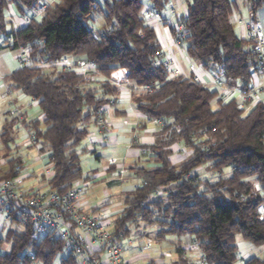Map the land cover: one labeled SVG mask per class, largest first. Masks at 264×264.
<instances>
[{
	"label": "trees",
	"instance_id": "obj_1",
	"mask_svg": "<svg viewBox=\"0 0 264 264\" xmlns=\"http://www.w3.org/2000/svg\"><path fill=\"white\" fill-rule=\"evenodd\" d=\"M45 1L0 0V48L29 47L35 63L63 56L75 62L83 59L100 79L88 77L89 72L19 67L8 81L14 90L38 102L43 117L20 123L17 115L6 119L0 130L5 149L9 150L21 124L34 143L49 152L48 188L67 191L83 179L80 156L87 153L82 143L88 122L96 124L95 112L113 105L118 93L107 79L125 69L135 88L136 111L156 122L157 130L152 144H132L144 152L141 155L149 165L130 168L140 183L124 194L122 210L112 221L115 242L126 238L130 227L156 225L157 241L189 236V244L180 246L179 254L196 250L205 264H236L237 236L264 247V102L225 101L193 77L168 78L163 67L155 64L160 47L141 15L145 3L162 15L168 0H56L39 21L7 31L9 5L24 15ZM184 2L187 56L205 68H217V73L221 70V85L236 88L239 83V90H249L257 61L252 43L240 39L233 29L232 1ZM263 2L249 1L253 16ZM97 13L103 17L98 31L88 26ZM214 100L216 110L211 109ZM173 147L185 152L178 163L169 160ZM22 165L20 157L11 158L0 179L16 177L15 170ZM200 169L217 177H209L212 182L202 180ZM4 243L9 250L0 255V264H53L64 252L62 241H37L28 226L23 231L8 229L0 238V246ZM59 264H77V260L66 254ZM178 264H200V258L196 263L181 258ZM240 264H264V250Z\"/></svg>",
	"mask_w": 264,
	"mask_h": 264
},
{
	"label": "crops",
	"instance_id": "obj_2",
	"mask_svg": "<svg viewBox=\"0 0 264 264\" xmlns=\"http://www.w3.org/2000/svg\"><path fill=\"white\" fill-rule=\"evenodd\" d=\"M231 1L233 3L231 12V22L233 25V29L240 39H246V22L249 17V9L246 5V1ZM9 6L12 7L7 8L8 16L6 15L7 12H5V17L8 20L7 31L26 27L29 23V12L23 15L19 13L13 5ZM144 6L149 7V4L145 3ZM171 8L174 9L180 16L185 17L187 14V8L184 0H168L167 7L164 12L166 14H162L163 21L159 23H152L151 27L154 30L160 50L170 60L178 75L183 78L193 77L197 82L204 85L208 89L217 91L219 96L223 97V100L225 101L233 98H235L237 101H241V98L238 94L239 83H236V88H228L223 83L221 86L217 87L214 84V77L217 74V68L212 66L205 68L201 63H199L201 66V69H199L187 56L185 46L177 47L174 44L173 32L171 30L173 26V20L170 18L169 14V10ZM252 17L254 22L260 28L264 39V2L256 11L255 15H252ZM96 21L97 20L94 19L93 25H96V23H98ZM101 26H98L97 30H99ZM19 56V50L12 51L9 49L0 48V115L1 119H3L2 127L6 119L16 117L15 109L18 110L21 116V120H19V123L22 120H41L43 117V114L38 107V102L25 96L20 91L14 90V88L11 87V84L8 81V76L19 68ZM80 61H83V59H81ZM91 70V68H87V70L85 71L89 72L87 73V75H90L88 77L92 78L94 75L93 78L96 77L97 79H100V76H98L95 71ZM127 74L128 72L125 69H118L111 73V75L107 79V81L112 86L117 88L118 93L114 96V104L111 106H107L108 126L106 135L103 136L100 133L99 128L94 122L91 121L87 124L88 135L82 143V147L87 151V153L82 154L80 157L84 155H89L91 157L92 155H95L97 153L96 150H108V154L106 155V162L99 170H97L96 168L90 170V177L83 176V179L78 181L89 184V189L79 199L80 207L85 212H92L97 209L98 206L107 203L106 201L108 199H106V201H99L97 205H94V201L96 200L97 195L95 190L98 186L106 185L109 195H112V193L115 192V198L113 196L110 197H113L116 200L118 196H124L125 193L132 191L140 183V179H138L130 171V168L136 166L147 167L149 165L147 163V158L141 155L140 150L132 147L131 141L133 140V138H135L137 140V143L148 145L152 144L153 136L157 130V126L156 122H149L142 114L136 111L132 102V94L135 92V88L133 87L132 83L127 80ZM251 86L262 87L264 91V76L255 74L252 78ZM258 100L264 102V93L260 94ZM247 111L248 108L245 109V112ZM16 133H18V140H20L21 142L22 140H27V147H33L38 152V156L34 158V161L40 160L41 166L44 168L43 174L34 176L33 172L24 171V169L30 167L31 162H25L22 157L19 156L23 162L20 174L18 175L20 187L26 191L46 190L48 186L46 185V181H43L46 180L45 177L48 178L50 176L49 174H51L48 160L49 152L47 150L42 151L40 144L30 142L28 139V133L24 130L21 124H19V126L17 127ZM172 149L173 153L169 157V160L173 163L180 162L184 156L183 154H179L178 152L182 151L179 147H173ZM97 158L98 157L96 156V159ZM97 162L99 163V159H97ZM118 173L122 174L121 178H117ZM30 179H33L36 184L34 185L33 183L30 187L24 189L23 186L25 181ZM120 203L121 202H119V198L114 202L115 205H120ZM109 208L105 209V214L107 213L106 215L108 217V219L106 220L107 223H110V217H112L113 215H118L122 210L121 207L113 213ZM148 241L150 240L148 239L146 242ZM179 242L182 246L189 244L190 241L187 240V238H184L183 241L178 238L177 243ZM150 244L148 247L151 248ZM145 245L146 244L140 245L137 253L135 255L125 257L126 260L130 264H145L147 262V257L151 258L153 256L152 250H150L151 254L145 253V247H147ZM173 249L174 248H172V251L170 252H178ZM162 254L163 253H160L159 255V257L161 258L159 261H150L154 264H165V257L164 254L163 256ZM185 254H187V252L182 255ZM197 255L198 254L193 251L189 253V257L192 259L196 258ZM198 256L199 258H201L200 253Z\"/></svg>",
	"mask_w": 264,
	"mask_h": 264
},
{
	"label": "built area",
	"instance_id": "obj_3",
	"mask_svg": "<svg viewBox=\"0 0 264 264\" xmlns=\"http://www.w3.org/2000/svg\"><path fill=\"white\" fill-rule=\"evenodd\" d=\"M55 1L46 0L44 3L32 6L28 11L29 21H39L47 6ZM245 1L249 9L250 0ZM169 14L173 20L174 44L182 47L186 36L184 16H180L172 8ZM141 15L150 27L152 23L163 21L162 15L150 7L143 6ZM245 38L252 43V50L256 56L255 74L264 76V39L250 11L246 22ZM7 41L11 42L12 39L8 38ZM39 43L41 42L38 41L37 44ZM18 50L20 51L19 67L59 68L63 71L81 73L90 67L83 61L75 62L66 56L55 61L44 60L35 63L30 57L29 47H20ZM155 64L163 67L168 78L178 77L177 71L161 50L155 54ZM221 73L220 70L214 77V84L217 87L221 86ZM262 93H264L263 88L258 86H251L247 91L238 90L243 103L258 100ZM15 114L21 120L17 109H15ZM95 121L100 133L105 136L108 125L107 107L95 112ZM28 139L34 143L32 135H28ZM20 171L21 168L17 167L16 177L0 179V226H4L6 230L15 229L17 231H22L28 226L37 241L44 238L60 240L63 243L64 252L74 255L77 264H130L121 256V247L115 242L112 225L106 222L105 211L85 212L81 209L79 199L89 189L88 183L76 182L62 193L49 188L43 191H26L19 185ZM121 175V173L117 174L119 177H122ZM2 254H4L3 251L0 252V255ZM26 255L29 258L32 257L30 252H26ZM200 264H205L203 257L200 258Z\"/></svg>",
	"mask_w": 264,
	"mask_h": 264
},
{
	"label": "rangeland",
	"instance_id": "obj_4",
	"mask_svg": "<svg viewBox=\"0 0 264 264\" xmlns=\"http://www.w3.org/2000/svg\"><path fill=\"white\" fill-rule=\"evenodd\" d=\"M11 7L9 6L8 8H11ZM6 12H7L6 15L8 16V11H6ZM164 14H166V13H164ZM92 19H93V21H94V19H96L97 20L96 22H98V23H96V25H93V22L90 21L88 23L89 27L94 26V28L97 29L98 26H101L103 24V17H102L101 13H97V14L93 15ZM7 22H8V20H7ZM97 31H95V32H97ZM193 64L196 67H198L199 69H201L199 62L193 61ZM93 77H94V75H93ZM93 77H92V79H97L96 77L95 78H93ZM211 109L212 110L217 109V105H216L215 100L211 102ZM2 123H3V119H1V115H0V130L2 128ZM17 136H18V133L15 134L14 140L8 144L9 150L5 149V147L0 142V171H4L6 169L8 160H10L13 157H19L20 156V157H22V159L25 162L26 161L31 162L30 167H27L26 169H24V171L33 172L34 176H37L38 174H43L44 168L41 166V161L40 160L34 161V158L36 156H38V152L33 147H30V148L27 147V142H26L27 140H25V141L22 140V142H21L20 140L17 139ZM136 141L137 140L135 138H133V140L131 142L133 144ZM28 144H29V142H28ZM96 152L97 153L95 155H92L91 157L89 155H84V156L80 157V162H81L80 168L82 169V172H83L82 175L83 176L90 177V175H89L90 170H93L95 168L97 170H99L104 165V163L106 162V155L108 154V150H104V151L96 150ZM141 152L142 151L140 150V153ZM183 152L184 151L178 152V153L183 154ZM96 156L98 157L97 159H99V163L97 162ZM49 165H50V163H49ZM198 173L200 175L199 176L200 179L207 180L208 182H212V180L209 177H212L214 179L217 177L216 175L210 176V175L206 174L204 169L203 170L200 169V171ZM117 178H121V177L117 176ZM45 179L47 180L48 178L45 177ZM46 180H44L43 182H45ZM118 180H121V179H118ZM252 182H253L255 188H257V185L254 182V180H252ZM33 183H34V185L36 184L33 179L25 181L24 186H23L24 189H27ZM80 183H83V182H80ZM30 191H34V190H30ZM95 192L97 193V195H96V200L94 201V205H97L99 201H106V199L109 200V202L107 200L106 201L107 203H104L101 206H98L95 211H99V210L106 211L105 209L110 207L109 208L110 211L114 213L115 211H117L118 209H120L122 207L121 203H122L123 196L117 197V199L119 198V202H121V203H120V205H115L116 203L114 204V202L117 200V199L116 200L114 199L115 198L114 197L115 192H113L112 195H109L106 185L98 186L96 188ZM110 196H113L114 198L110 197ZM116 216L117 215H113L112 217H110L111 218V220H110L111 225H112L113 219L116 218ZM107 219H108V217L106 218V220ZM158 230H159V227L156 225L145 226L143 224H139V226H137V227H130L129 228V235L126 238H124L120 243H118V245L121 247V256L124 259H126L125 257L135 255L137 253V250L139 249L140 245L146 244L145 246H147V247H145V250H146L145 253L151 254L150 250H152L153 256L151 258L147 257V259H146L147 262L145 264L153 263V262H151L152 260L159 261L161 259L159 257L160 253L164 254V257H165L164 263L165 264H178L181 258H185L188 262H191V263H196L198 261L199 252H197L196 250H194L193 252H196L198 255L196 258H193V259L189 257V252H187V254H185V255H180L179 252H170V251H172V248H174L176 251H178L179 247L181 246L180 242L177 243L178 238L174 237V236H169L168 238L166 237L165 240L157 241L156 237H157ZM13 231H17V230L14 229ZM22 231H23V229H22ZM6 233H7L6 228L4 226H0V238L2 240L5 238ZM179 238L181 241H183L184 238H187V240L190 241L189 236H182ZM148 239L150 241L146 242ZM149 244H150L151 248L148 247ZM236 246L238 248V262L236 264H240L241 261H244L249 257L259 256L264 250V247H262V248L255 247L252 244L245 242L240 236L236 237ZM8 250H9V244L4 243L2 246H0V252L3 251L4 253H6V252H8ZM163 254H162V256H163ZM65 256H66L65 252L59 253L56 256L53 264H59L61 259L64 258Z\"/></svg>",
	"mask_w": 264,
	"mask_h": 264
}]
</instances>
